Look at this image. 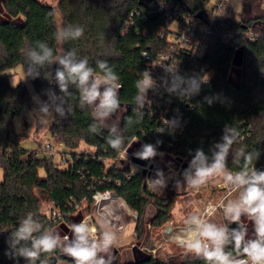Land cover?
<instances>
[{
  "label": "trees",
  "instance_id": "1",
  "mask_svg": "<svg viewBox=\"0 0 264 264\" xmlns=\"http://www.w3.org/2000/svg\"><path fill=\"white\" fill-rule=\"evenodd\" d=\"M263 0H241L239 16L220 17L212 21L210 15L212 0H59L55 6L40 0H0V264H28L23 258L10 259L7 238L18 227L20 220L28 213L39 220L45 228L64 236L67 226L79 223L92 207V197L97 192H111L136 214L134 222L135 244L142 248L152 246L148 229H162L171 220L174 205L175 179L168 180L164 190L154 192L146 184L141 173H131L129 166L120 160V153L134 138L145 142L155 136L163 143L158 146L166 155L186 160L188 167L197 148L206 154L214 142L220 140L226 124L241 133L240 141L233 145L234 154L241 146L246 151L259 153L255 167H261L264 159V80L260 72L264 69V9ZM203 12V20L197 13ZM176 15H179L177 17ZM59 18V22L57 19ZM192 19L210 26L207 37V52L201 59L189 54L179 57L182 75L191 76L200 68L212 73L210 80L203 84L198 95L180 107L182 129L171 133L168 129L160 133L163 125L157 116L145 111L143 120L137 121L133 111L136 81L140 72L151 71V63L169 49L166 36L170 26L181 22V18ZM80 25L84 35L75 41L58 42L55 33L58 28ZM251 30L256 39L248 41L244 37ZM164 36L161 37V33ZM37 41L46 42L54 54L75 49L81 58H87L90 66L96 68L97 60H106L119 76L123 85L120 89L121 109L106 124L115 125L125 137V144L119 150L112 149L106 139L108 127L90 131L93 123L92 108L79 106V93L73 87L67 98L72 106V114L66 119L57 118L48 124L51 140L68 150L69 160L59 168L51 158L38 155L21 147V137H25L28 127L24 123L22 132H16L13 119L22 112L29 111L32 96L23 83L15 87L10 84L8 71L21 67L26 73L24 51L35 46ZM146 54L150 59L142 56ZM57 65L45 66L41 76L30 79L34 95L47 99L44 90L54 88L44 75L50 78ZM237 72V82H230V72ZM97 71H99L97 69ZM220 95V101L211 105L204 97ZM81 145L91 151L79 152ZM130 148V147H129ZM128 148V149H129ZM230 154L228 169L238 171L243 161H235ZM252 165H249L251 167ZM259 170H264L260 168ZM42 174V177L41 175ZM154 177V174H151ZM150 177V178H151ZM43 204H51L63 214V223L50 224L39 210ZM153 205L154 215L145 221L146 209ZM65 233V234H64ZM251 238V236L249 237ZM233 256L237 255L234 250ZM59 249L41 255V260L51 264L53 258L73 264L70 259H62ZM36 264H40L37 261ZM113 264H206L193 254H182L180 258L160 259L147 255L129 263L114 260Z\"/></svg>",
  "mask_w": 264,
  "mask_h": 264
},
{
  "label": "clouds",
  "instance_id": "2",
  "mask_svg": "<svg viewBox=\"0 0 264 264\" xmlns=\"http://www.w3.org/2000/svg\"><path fill=\"white\" fill-rule=\"evenodd\" d=\"M84 31L80 25L69 24L57 29L55 39L61 43L75 41L84 35ZM24 55L27 79L35 80L40 77L41 70L46 65H57L54 74L51 73L50 78L44 75V78L54 83L59 93L50 87L44 90L46 100L41 99L39 95H33L36 107L29 113L32 125L52 123L57 118L66 119L70 116L73 109L67 98L72 94L70 89L74 87L79 93V106L92 108L93 123L90 125V131L96 133L99 128L107 126L109 135L106 143L114 150L122 148L125 137L115 125L106 124L121 109L119 94L123 87L108 61L97 60L96 68H93L87 58L77 55L75 49L54 54L53 49L41 41L26 48ZM165 72L166 77L162 80L167 86V92L188 99L198 95L202 85L209 79L203 80L199 74L182 75L178 65L165 67ZM135 87L137 92L133 111L137 121H140L145 114L142 110L146 106L149 109L151 107L152 101L147 99V94L150 90L157 89V80L149 70H145L140 72ZM214 100L223 103L219 94L204 97L208 105ZM181 120L180 116H174L170 120L162 118L165 127L160 133L165 132L166 128L171 133L182 129ZM240 137L241 133L237 128L226 124L220 140L212 144L210 154H206L202 147L197 148L194 155L192 150H189L192 158L182 172L183 181H175L176 188L185 186L199 190L210 180L222 178L225 187L229 189V195L236 193L235 198H229L219 205L227 223H216L209 219L214 212L192 213L184 219L183 230L174 237L180 247L202 258L206 264H264V170H258L253 164L259 153L246 151L243 146L232 153L233 145L240 141ZM162 143L159 139L155 145L143 143L133 155L137 159L152 162L157 155H164L158 152V146ZM230 154H233L235 161H243L240 170L228 169ZM130 171L134 174L136 167ZM169 179L170 177L164 176L162 169H157L154 177L145 178L148 187L155 191L164 190ZM243 218L251 222V238L248 235V226L241 222ZM70 231L71 237L66 235L61 238L50 228H45L32 213H28L8 236V250L5 255L13 260L23 258L28 264H36L37 261L47 264L46 260H41V255L59 249L64 255L72 258L73 264H113L115 258L111 252L117 240L114 230L106 227L97 235L96 228L85 218L79 223H73ZM229 248L238 254L236 258Z\"/></svg>",
  "mask_w": 264,
  "mask_h": 264
},
{
  "label": "rangeland",
  "instance_id": "3",
  "mask_svg": "<svg viewBox=\"0 0 264 264\" xmlns=\"http://www.w3.org/2000/svg\"><path fill=\"white\" fill-rule=\"evenodd\" d=\"M41 2L50 5L55 6L59 0H40ZM225 7L227 9H231L232 13L236 16H239L242 11V2L241 0H225ZM261 9H264L263 7V1L261 3ZM58 22L59 18L57 16ZM175 25H171V29H174ZM9 75V81L12 86H16L19 82L23 83V85L27 88L29 94L33 97L34 91L30 82V79H27V74L23 71L21 67H16L13 70H10L7 72ZM237 72L236 70H232L230 72L229 80L232 83L237 82ZM36 105L33 102L32 99V106L29 111H25L20 113L19 115L15 116L13 119V125L16 130V132L20 133L22 132V129L24 128V123L28 124V127L25 130V137H21L20 144L21 147L28 150V151H34L37 152L39 156L41 154L39 151L41 150V147L45 144H52L54 151L57 154L63 155L62 153L69 152L62 146H58V144L54 143L51 138L48 135V124L49 123H34L31 124L29 120V113L33 108H35ZM124 112V109H120L118 111V115ZM141 148V144L139 143H133L130 148L127 150V154H125V158L128 159L129 155L134 154L137 150ZM79 152L82 151H91V149H88L85 145H81L78 149ZM148 165H152V173L155 174V171L157 169H162L164 172V176L170 177V179H175L183 181V178H179V167L181 166V163H178L176 159H174L172 156L163 155L162 157L160 155H157L154 161L149 162L146 161ZM42 177V174H40ZM220 178H214L210 180L206 185L201 187L199 190H194L187 188L185 186H181L179 188L174 187V205L171 211V220L162 228V229H148L150 236L152 240V245L158 247V250L155 254L156 257L160 259H168L170 257H176L180 258L182 254L189 253L186 249L183 247H180L174 240V237L179 234L182 229H173V228H184V219L192 213H198L201 210L203 204L205 201L209 202H216L219 198L218 195V189L217 184L219 183ZM153 190V189H152ZM154 192H159L153 190ZM236 194L231 197L235 198ZM102 206V205H101ZM47 206L43 205V211L46 210ZM100 209H94L91 207L89 213L84 216L85 218H88L94 226L97 227V235H99L100 231L103 228L110 227L112 230H114L117 233V240L116 244L111 252V255L114 256L115 260L120 261L121 263H129L133 261H138L140 259H143L147 256V253L142 250V247L139 244H135V234H134V222L136 221L135 214L131 212L128 208L123 209L122 214V222L125 225V230L123 232H118L114 229L113 225L107 224L105 222V219L101 217L98 212ZM155 209L153 205H149L146 209L145 213V221H148L153 215H154ZM213 222L216 223H227L223 219V215L220 213H217L213 218H211ZM242 223L246 224L249 228V237L253 235L252 233V227L251 222L247 218H243ZM166 228H172V237L164 236V229ZM65 234V233H64ZM69 237H71V234L68 232ZM167 237V238H166ZM171 237V238H170ZM190 254V253H189ZM114 262V261H113ZM55 264H67L64 260H58L55 262Z\"/></svg>",
  "mask_w": 264,
  "mask_h": 264
},
{
  "label": "built area",
  "instance_id": "4",
  "mask_svg": "<svg viewBox=\"0 0 264 264\" xmlns=\"http://www.w3.org/2000/svg\"><path fill=\"white\" fill-rule=\"evenodd\" d=\"M212 3L213 5L210 11V15H207L206 18L211 16L212 21H215L220 17H230L231 15H233L232 10L227 9L225 7V0H212ZM263 7H264V0H263ZM176 16L179 17V15ZM174 25H175L174 29L170 28L171 30L170 34L166 36V39L169 43V49L164 54L159 55L151 63L150 72L152 76L157 80V89L155 91L150 90L148 92L147 99L151 100L152 104L150 109L147 106L145 108V110L150 113L151 117L152 116L159 117L161 125H163L162 118L170 120L174 116H180L181 105L184 103L188 104L189 101L187 97L184 96L178 97L175 94H169L167 92V86L162 80V78L166 77L165 67L176 66V65L179 66V57L183 54H189L196 59H201L207 52V46H208L207 37L211 35V30L209 25L203 24L202 22H196L192 19H188L185 17L181 18V22L175 23ZM163 36L164 33L162 32L161 37ZM244 37L248 41H253L256 39V35L251 30H246L244 33ZM142 56L145 57L146 59H150L149 56H147L146 54H142ZM195 74H197L195 70H192L190 72L191 76ZM200 75L203 80H207L209 78L208 79L209 81L212 73L210 71H206L205 67H201ZM260 79L264 80V69L260 72ZM178 131L179 129H177L175 132ZM159 137H162V135L160 134V136L158 137L155 136L154 138L151 139V141L148 142L134 138L131 144H129V146L120 153L119 155L120 160L124 161L129 166L130 170L133 167H136L135 172L140 173L143 168L131 162V158L135 156L132 154L129 155L128 159L125 158V154H127L126 152L128 148L133 143H139V144L150 143L155 145ZM158 152L164 153L159 149ZM39 153L51 158L59 168H63L65 163L69 160L68 152L62 153L63 155L61 156L60 154H57L54 151L52 144H45L44 146H42ZM164 155L166 154L164 153ZM168 156H172V155H168ZM172 157L176 159L174 156ZM260 168H264V159H263V165L261 167H257L258 170ZM146 169L147 171H151L152 173V169L149 170L148 166L146 167ZM180 169L181 166L179 167V171ZM131 173L133 172L131 171ZM151 173L150 176L147 178L151 177ZM0 177H1V167H0ZM217 189L219 195L218 200L214 203L205 201L201 210L199 211V214H204L205 212H214V215L208 217L209 219L213 218L217 213H220L222 215V210L220 209L219 205L236 194V193H232L231 196L229 195V189L225 187L222 178H220L219 183L217 184ZM92 200H93L92 208H94L95 210L97 208L100 209L98 214L105 219V222L107 224L113 225L114 229L117 230L118 232H123L125 230V225L122 222V214H123V209L127 207L122 201V199H120L111 192L105 191L102 193L101 192L95 193L92 197ZM43 205L47 206L46 210L44 211H43ZM43 205L41 206L39 213L50 224H59L64 222L63 214L61 212H59L51 204H43ZM136 217L137 216L135 214V218ZM91 224L93 225L92 222ZM94 227L97 230V227L96 226ZM67 229L68 231H70L69 226H67ZM173 229L183 230V228H178V227ZM171 232H172V228L164 229V236H167L168 238L169 236L172 237L173 232L172 233ZM4 235L5 233L2 232L0 233V236H4ZM66 235L68 236V234H65L64 236ZM64 236H62V238ZM142 250H144L147 253V255H150L151 257L154 258L156 257L155 254L158 250V247L152 245L147 248H142ZM237 256L238 254L235 255L234 258H236Z\"/></svg>",
  "mask_w": 264,
  "mask_h": 264
},
{
  "label": "water",
  "instance_id": "5",
  "mask_svg": "<svg viewBox=\"0 0 264 264\" xmlns=\"http://www.w3.org/2000/svg\"><path fill=\"white\" fill-rule=\"evenodd\" d=\"M204 16L205 15H204L203 12H199V13L196 14L195 17L197 19H199V20H203ZM176 161L178 163H181V169H183L184 166L186 165V160H182L181 158H176ZM131 162H133V163H135V164H137V165H139V166H141L143 168L142 171L140 172L143 177H149L150 176L151 171H147L146 167L148 166V169L151 170L152 169V165H148L146 161L137 159L136 157H132L131 158ZM231 227H235V225H231ZM61 258L62 259H67L68 258V259L72 260V258H70V257H68L66 255H62ZM55 262H56V259L53 258L51 260V264H55Z\"/></svg>",
  "mask_w": 264,
  "mask_h": 264
}]
</instances>
